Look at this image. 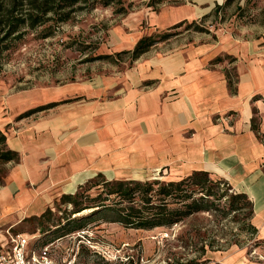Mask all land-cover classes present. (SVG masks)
I'll use <instances>...</instances> for the list:
<instances>
[{
	"label": "crops",
	"instance_id": "1",
	"mask_svg": "<svg viewBox=\"0 0 264 264\" xmlns=\"http://www.w3.org/2000/svg\"><path fill=\"white\" fill-rule=\"evenodd\" d=\"M191 51L146 52L111 78V91L119 89L114 97L103 102L93 88L89 101L47 110L30 130L3 131L20 159L0 161L10 168L0 187V230L42 213L97 174L121 179L161 166L186 176L207 171L246 193L264 242V58L251 62L242 54L233 88L214 51ZM8 242L0 239V248Z\"/></svg>",
	"mask_w": 264,
	"mask_h": 264
},
{
	"label": "rangeland",
	"instance_id": "2",
	"mask_svg": "<svg viewBox=\"0 0 264 264\" xmlns=\"http://www.w3.org/2000/svg\"><path fill=\"white\" fill-rule=\"evenodd\" d=\"M225 2L123 0L119 5H98L80 11L56 26L46 38L41 37L43 29L30 32L10 50L0 72V129L8 135L17 133L20 126L30 130L28 125L39 121L47 110L89 101L95 96L93 88L98 94L101 92L99 97L103 102L114 97L119 89L111 91V78H120L121 73L137 62L130 63L129 55L118 57V52L133 49L142 37L167 31L181 21L186 23L172 29L176 33L159 41L146 55L192 53L191 50L206 45L217 54L213 62L228 66L226 70L234 88L242 54L248 53L251 62L263 61L264 24L259 14L264 0H233L221 14L222 21H202L217 4ZM120 6H124L122 11H118ZM193 21L206 30L197 31L194 24L188 27ZM223 48L233 52L239 49L240 53H222ZM9 169L7 165L0 166V187L7 182ZM184 176V171L159 166L145 167L121 179L170 181ZM88 180L81 182L76 191ZM96 192V188L90 190L91 195ZM62 195L55 197L42 212L52 209L50 221L35 219L42 213L28 216L10 230L1 228L0 234L4 235L0 239L5 243L11 239L10 232L23 233L30 240L27 249L40 250L47 245L54 258H72L75 264H175V260L185 262L199 254L193 244V239H197L195 218L151 229L106 221L103 215L69 222L65 212L72 206L61 203ZM89 214L90 210H85L72 218ZM231 219L232 215L222 224H215V219L206 217L205 222L215 230V249L200 257L199 264H264V242L240 232ZM205 222L201 233L206 235ZM234 232L239 235H233Z\"/></svg>",
	"mask_w": 264,
	"mask_h": 264
},
{
	"label": "trees",
	"instance_id": "3",
	"mask_svg": "<svg viewBox=\"0 0 264 264\" xmlns=\"http://www.w3.org/2000/svg\"><path fill=\"white\" fill-rule=\"evenodd\" d=\"M232 1L226 0L224 4H217L202 21L209 19L217 23L222 21L221 14L225 13ZM122 3L123 0H0V72L10 50L22 42L30 32L43 29L41 37L46 38L52 34L56 26L67 22L80 11L98 5L112 6ZM123 9L124 6H120L118 11ZM239 9H242V6H239ZM259 16L261 23L264 24V8L261 9ZM185 23L186 21H181L167 31L142 37L133 49L118 52L117 55L118 57L129 55L133 62L159 41L167 40L176 33L171 32L172 29ZM193 24L197 31L206 30L196 21L188 24V27ZM6 140V134L0 130V161H18L19 153L10 149ZM93 188L97 189L95 195L90 194ZM61 203L72 206L70 211L65 212V219L69 222L78 219L82 222L86 218L103 215L106 221L119 222L127 227L151 229L173 226L195 218L197 225L194 234L197 239H193V244H196L195 251L199 254L185 262L175 260V264H199L200 257L208 250L215 249V230L205 222L207 216L215 219V224H222L232 215L231 220L240 232H246L251 238H256L258 233L257 227L252 223L254 204L249 196L243 192H233L227 181L213 178L207 171H194L184 178L170 181L108 180L100 173L96 178H91L79 186L75 193L63 194ZM85 210H90L88 216L75 218ZM52 214V209L48 208L35 219L43 221L47 218L50 221ZM203 222L206 224L205 230H208L205 232L206 235L201 233ZM233 235L239 233L234 232Z\"/></svg>",
	"mask_w": 264,
	"mask_h": 264
},
{
	"label": "built area",
	"instance_id": "4",
	"mask_svg": "<svg viewBox=\"0 0 264 264\" xmlns=\"http://www.w3.org/2000/svg\"><path fill=\"white\" fill-rule=\"evenodd\" d=\"M29 241L22 233L12 235L5 248H0V264H75L72 258H54L47 245L27 249Z\"/></svg>",
	"mask_w": 264,
	"mask_h": 264
}]
</instances>
